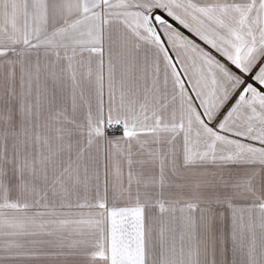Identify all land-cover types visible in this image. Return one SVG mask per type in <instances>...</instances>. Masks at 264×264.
Wrapping results in <instances>:
<instances>
[{
  "label": "snow or ice",
  "instance_id": "obj_1",
  "mask_svg": "<svg viewBox=\"0 0 264 264\" xmlns=\"http://www.w3.org/2000/svg\"><path fill=\"white\" fill-rule=\"evenodd\" d=\"M0 264H264V0H0Z\"/></svg>",
  "mask_w": 264,
  "mask_h": 264
}]
</instances>
